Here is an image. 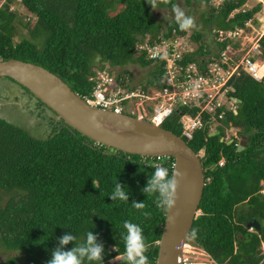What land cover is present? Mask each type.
<instances>
[{"label": "trees", "instance_id": "1", "mask_svg": "<svg viewBox=\"0 0 264 264\" xmlns=\"http://www.w3.org/2000/svg\"><path fill=\"white\" fill-rule=\"evenodd\" d=\"M10 1L0 6V59L42 65L84 97L92 92L96 70L105 64L112 68L133 62L149 66L151 77L143 88L161 84L164 62L136 55L135 45L141 36H188L196 48L184 54L183 63L201 62L208 56L218 57L227 43L217 42L212 35L213 51L204 42L206 30L244 28L261 8L257 4L242 11L246 0H224L217 6L210 4L211 0H185L188 6L194 1L207 3L203 25L180 30L173 20L164 30L147 0H20L29 14L26 20L10 10ZM175 3L158 0V7L171 8ZM235 9L239 11L233 12ZM259 48L264 57L262 38ZM124 73L130 74L124 68L116 80L129 89L128 77L120 78ZM229 84L233 88L230 95L238 100L237 108L225 112L213 135L205 125L191 139H185L177 113L161 126L181 136L195 152L203 150L205 184L188 243L216 264H264V194L260 192L264 182V76L258 81L241 72ZM63 124L45 138H36L0 117V199L1 194L7 196L0 204V248L21 253L28 264H47L59 237L72 233L76 242L82 243L92 231L104 246L102 264H126L116 257L124 253L123 222L128 220L142 228L150 245L146 253L149 264H156L165 212L155 207L153 195L147 197L141 189L154 165L168 168L172 176L173 158L124 153L97 144ZM227 127L237 128L238 135L227 138ZM240 144L244 148L237 151ZM221 159L223 165L218 164ZM116 181L126 186L128 202L109 197ZM133 200L145 202L144 211H150L151 217L145 218L142 211L133 208ZM252 220L260 224L259 231L246 227ZM72 247L70 242L65 250ZM2 264L20 261L12 256Z\"/></svg>", "mask_w": 264, "mask_h": 264}, {"label": "built area", "instance_id": "2", "mask_svg": "<svg viewBox=\"0 0 264 264\" xmlns=\"http://www.w3.org/2000/svg\"><path fill=\"white\" fill-rule=\"evenodd\" d=\"M216 1L218 5L224 0ZM241 10L244 11L245 8L241 7ZM237 11L239 10L235 9L233 12ZM253 21L248 20L244 28L214 30L213 38L217 42L227 43L219 51L218 57L208 56L201 62L183 63L184 54L189 51L180 46V39L186 36L179 38L172 35L165 38L159 34L143 35L135 45L136 55L143 54L147 59L164 62L165 72L161 84L151 86V90L128 89L116 80L117 74L108 72L106 67L96 70V85L91 95L83 98L89 104L102 109L127 113L159 125L177 113L181 133L188 139L205 125L212 130V124L219 123L226 111H236L238 100L230 95L233 90L229 84L230 79L239 76L241 72L248 73L258 81L264 76L256 74L257 59L249 52L239 58L237 49L239 38L245 34L247 27L253 25ZM258 21L262 22L256 36L260 40L264 39V16L262 19L258 18ZM259 40L258 43H252L250 51L257 53ZM204 115H207L206 119ZM218 164L223 165V159ZM192 248L194 247L189 243L184 245L183 264L195 263ZM261 255V262H264V243L261 246ZM209 261L210 264H216L211 258Z\"/></svg>", "mask_w": 264, "mask_h": 264}, {"label": "water", "instance_id": "3", "mask_svg": "<svg viewBox=\"0 0 264 264\" xmlns=\"http://www.w3.org/2000/svg\"><path fill=\"white\" fill-rule=\"evenodd\" d=\"M2 77L26 88L65 124L97 144L128 154L173 158L172 175L179 171L182 176L176 204L165 213L157 241L156 264H183V247L188 243L193 220L199 212L205 184L199 154L181 136L154 122L89 104L69 84L42 65L15 58L0 59ZM146 143H151L152 151L144 150ZM243 148L240 144L237 151ZM245 225L255 231L261 229L256 220ZM261 239L264 240V229Z\"/></svg>", "mask_w": 264, "mask_h": 264}, {"label": "rangeland", "instance_id": "4", "mask_svg": "<svg viewBox=\"0 0 264 264\" xmlns=\"http://www.w3.org/2000/svg\"><path fill=\"white\" fill-rule=\"evenodd\" d=\"M6 0H0V6ZM210 4L213 6H217V1H210ZM257 4L261 5V8L254 13L253 17V25L249 26L245 30V34H243L238 42L237 49L239 51V58L242 57L245 53L249 52L250 55H253L257 62H264V57L260 53V48L257 50V53L254 51H250L252 47V43H258L257 33L262 26V22L258 21V18L264 16V0H246L244 5L245 9H251ZM174 5H178L182 8L187 16H190L194 19V27L199 28L202 26V15L208 10L207 3L200 2H192L190 6L185 3V0H176ZM10 10H13L17 13L18 17L22 20H26L28 18V12L24 9L23 5L20 3V0H11L9 3ZM152 15L156 22L162 25V29L165 30L166 25L170 23L174 19V14L171 8L166 7H157V9H152ZM20 28V26H19ZM190 30V29H189ZM190 32V31H189ZM214 30L205 31L203 33L204 42L210 45V48L215 51L216 48L214 44H212V35ZM161 35V33H159ZM163 37V36H162ZM15 39H18L16 37ZM188 36L184 39H180V46L185 47L188 51L194 50L196 45L191 44L189 42ZM260 60V61H259ZM96 65H99L97 61L94 62ZM264 64V63H262ZM261 64V65H262ZM105 64L104 67H107L108 72H112L113 74L119 75V73L127 68L130 72L129 76L125 73L121 75L120 78H127L129 85L134 86L135 88L140 89L142 85H146L148 80L150 79V67L142 66L137 62L129 63L123 68L120 67H110ZM151 90V86L148 87ZM0 117L4 118L6 121L13 123L23 129H25L30 135L36 138H45L50 133L58 130L60 127L64 126L62 120L52 112L45 105H42L32 94L26 91L22 86L12 81L8 77L0 78ZM212 128H215V123L212 124ZM237 128L227 127L225 128V136H237ZM211 132L214 129L210 130ZM240 137V136H239ZM240 141V138H239ZM201 155L203 151L199 152ZM262 189L260 192L264 194V182H261ZM7 196L6 194H1L0 204H4L6 202ZM242 207V206H241ZM264 242L261 243V246ZM194 250L193 259L195 263L201 262L204 264H210V257L202 250H198L192 248ZM190 250V249H189ZM189 254V253H188ZM15 256L19 259L20 264H28L26 260L22 257L21 253L16 251H6L3 248H0V264L4 262V260L8 257ZM123 256H117L116 259H122ZM214 264V263H212Z\"/></svg>", "mask_w": 264, "mask_h": 264}, {"label": "clouds", "instance_id": "5", "mask_svg": "<svg viewBox=\"0 0 264 264\" xmlns=\"http://www.w3.org/2000/svg\"><path fill=\"white\" fill-rule=\"evenodd\" d=\"M159 2L167 4L169 3V0H159ZM147 3L154 10L157 9L158 7V0H147ZM172 11L174 14L175 22L177 23L180 30H188L194 27V19L190 16H187L184 10L180 8L178 5H173ZM95 75L93 76V79L95 78ZM95 85L96 83L94 81L93 88L95 87ZM130 86H131L130 89H138L132 85ZM143 86L145 85H142L139 88L147 90L148 87L152 85H147V87L144 88ZM93 120H95V117H93ZM217 124L215 125V127L217 126ZM213 129L214 131L213 132L210 131L209 133L210 135L215 133V128ZM182 136L186 139L184 135ZM144 150L152 151L151 143H146L144 145ZM199 152L197 153L201 157V154ZM152 167L154 168V171L152 172V175L149 176L146 185L141 189V191L144 194H146L147 197L149 195H153L155 197L153 201L155 207L167 213L176 204V200L178 198L177 189L179 187L180 178L182 174L179 171H177L172 176H170L168 168L163 167L159 164L154 165ZM93 186H94V180H93ZM109 197L111 198L112 201H124V202L129 201V194L126 186L121 185L117 181L115 182L114 190L111 192ZM131 206L137 210L142 211V215L145 218L151 217L150 211H144V209L146 208L145 202H137L133 200ZM123 228L126 231L125 233L122 234V240L124 242V253L122 258L126 261V264H149V258L146 255V253L150 245L146 242L142 228L136 223H133L128 220H125L123 222ZM192 235L195 236V230L192 231ZM76 239H77L76 236L72 233H65L63 236L59 237L58 245L57 247H55L54 250L51 251V259L47 261V264H85V262H88V264H93V262H97V261L101 262L102 264L104 246L102 243H98L97 235L93 234L92 231H88L86 233V238L84 242L77 243ZM70 242L73 243V247L70 250H65V246L68 245Z\"/></svg>", "mask_w": 264, "mask_h": 264}, {"label": "bare ground", "instance_id": "6", "mask_svg": "<svg viewBox=\"0 0 264 264\" xmlns=\"http://www.w3.org/2000/svg\"><path fill=\"white\" fill-rule=\"evenodd\" d=\"M263 62V61H262ZM261 62H256V74L258 76H262L264 74V64H262ZM264 187V186H263ZM193 264H204V263H201V262H198V263H193ZM208 264V263H207Z\"/></svg>", "mask_w": 264, "mask_h": 264}]
</instances>
